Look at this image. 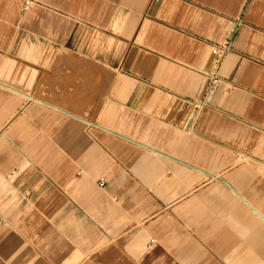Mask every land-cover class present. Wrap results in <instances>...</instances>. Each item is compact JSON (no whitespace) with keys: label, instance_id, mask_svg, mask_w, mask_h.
Listing matches in <instances>:
<instances>
[{"label":"crops","instance_id":"0c3cea01","mask_svg":"<svg viewBox=\"0 0 264 264\" xmlns=\"http://www.w3.org/2000/svg\"><path fill=\"white\" fill-rule=\"evenodd\" d=\"M0 264H264V0H0Z\"/></svg>","mask_w":264,"mask_h":264},{"label":"built area","instance_id":"2783aa9c","mask_svg":"<svg viewBox=\"0 0 264 264\" xmlns=\"http://www.w3.org/2000/svg\"><path fill=\"white\" fill-rule=\"evenodd\" d=\"M36 3V0H23V8L29 9L31 6H33Z\"/></svg>","mask_w":264,"mask_h":264},{"label":"rangeland","instance_id":"374dc122","mask_svg":"<svg viewBox=\"0 0 264 264\" xmlns=\"http://www.w3.org/2000/svg\"><path fill=\"white\" fill-rule=\"evenodd\" d=\"M39 59H36L35 62L37 61L38 62Z\"/></svg>","mask_w":264,"mask_h":264}]
</instances>
